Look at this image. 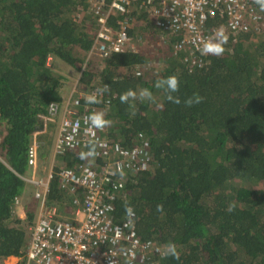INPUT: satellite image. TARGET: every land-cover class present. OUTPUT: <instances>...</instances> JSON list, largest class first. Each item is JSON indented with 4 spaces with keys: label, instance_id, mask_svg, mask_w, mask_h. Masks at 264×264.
I'll list each match as a JSON object with an SVG mask.
<instances>
[{
    "label": "trees",
    "instance_id": "obj_1",
    "mask_svg": "<svg viewBox=\"0 0 264 264\" xmlns=\"http://www.w3.org/2000/svg\"><path fill=\"white\" fill-rule=\"evenodd\" d=\"M129 12L132 44L96 55L97 16L89 0H0V258L14 255L10 264H24L31 228L46 206L73 213V194L57 174L38 215L36 195L25 202V217L14 212L27 184L28 147L44 126L40 115L52 101L64 102V64L86 88L92 81L108 86L92 104L112 121L103 136L131 146L143 133L150 142L149 168L129 174L115 202L116 221L130 205L140 239L149 242L133 264H264V31L228 32L223 55L195 51L198 61L191 63L186 50L175 48L180 35L154 27L142 1ZM115 18L108 17L113 26ZM90 56L100 65L93 68ZM170 75L180 78L174 94L180 104L154 87ZM143 88L155 102L137 99L135 109L121 103L126 90ZM194 94L202 102L186 107ZM40 137L44 153L48 135ZM82 152L58 157L71 167L94 162L81 159ZM169 242L178 246L179 260L162 255Z\"/></svg>",
    "mask_w": 264,
    "mask_h": 264
},
{
    "label": "built area",
    "instance_id": "obj_2",
    "mask_svg": "<svg viewBox=\"0 0 264 264\" xmlns=\"http://www.w3.org/2000/svg\"><path fill=\"white\" fill-rule=\"evenodd\" d=\"M140 1L151 10L149 15L154 27L163 33L180 35L175 48L186 50L192 57L191 63L198 61L194 57L201 42L221 27L226 33L264 31V11L254 0H89L97 16L92 52L107 55L132 44L128 26L133 15L129 11L137 8ZM110 14L115 15L116 26L108 20ZM217 16L220 17L214 20ZM101 88L96 81L88 88L76 82L62 107L52 101L48 113L40 115L42 119L58 123L55 155L75 149L88 152L93 144L96 155L87 157L94 162L82 161L74 167L64 164L58 170L52 167L48 180L24 177L36 185H46L45 192H35L37 197H45L49 179L56 174L61 187L73 194L72 219L62 216L55 204L40 212L31 228L24 264H133L138 253L143 255V248L149 246L136 230V213L116 221L114 211L115 202L121 196L119 191L129 174L149 168L150 142L139 133L140 141L124 146L118 140L103 136L106 128L93 129L95 136H92L85 120L96 108L92 104L84 105L83 100L93 93L99 98L102 93L97 90ZM40 155L41 141L33 137L27 151V162L33 169Z\"/></svg>",
    "mask_w": 264,
    "mask_h": 264
},
{
    "label": "clouds",
    "instance_id": "obj_3",
    "mask_svg": "<svg viewBox=\"0 0 264 264\" xmlns=\"http://www.w3.org/2000/svg\"><path fill=\"white\" fill-rule=\"evenodd\" d=\"M254 2L259 6L261 11H264V0H254ZM228 41H229V36L227 35L224 28L221 27L217 29L212 34V36H210L207 40L202 41L201 47L198 50L201 52V55L221 56L226 51L225 45L228 43ZM180 85H181L180 78L176 75H170L164 78L157 79L154 87L158 90L165 91L167 93V100L169 102L174 104H180L181 99L178 96L174 95L175 93L179 92ZM108 90H109L108 86L105 85L103 88L98 89L97 91L103 93V92H107ZM137 99H139L142 102L143 101L155 102V97L153 95V92L148 88H143L140 89L139 91L134 89H128L120 96L121 103L129 104V107L132 109H135L134 102ZM202 100L203 97H200L199 94H194L192 97L184 100L183 103L186 107H191L194 104L201 103ZM85 102L88 104H97L100 103V100L98 99L96 93H93L85 97ZM132 114L134 115L135 112L133 111ZM105 115L106 114L103 111H100V112H94L86 118L85 123L89 124L90 127L88 131L91 132L93 137L95 136V132L93 131V129H99L102 131L103 129L111 125L112 121L106 119ZM76 127H78V124L76 125ZM94 155H96V152H95V145L93 144V146L88 152L80 153V158L86 159L87 157ZM234 207H235L234 205H229L228 211H232ZM157 211L163 212L162 204L157 205ZM125 212L129 218L135 215L133 208L128 204H125ZM162 255L164 257L171 256L174 259L179 260L181 253L178 249V246L174 242H169L164 246Z\"/></svg>",
    "mask_w": 264,
    "mask_h": 264
},
{
    "label": "rangeland",
    "instance_id": "obj_4",
    "mask_svg": "<svg viewBox=\"0 0 264 264\" xmlns=\"http://www.w3.org/2000/svg\"><path fill=\"white\" fill-rule=\"evenodd\" d=\"M140 22L143 23L144 19L143 18L140 19ZM135 39H136V36L132 39V41H135ZM138 43L142 44L140 42H138ZM143 46L146 47V44H143ZM91 57H93V56H90V58ZM91 59H95V57L91 58ZM50 63L52 64V60L50 61ZM97 64L100 65V62L98 61V59H95L92 63V67L95 68L97 66ZM52 65H54V64H52ZM60 66H62V68H63V66L66 67V75L69 76L68 84H66L64 87L65 92H66L64 102H63V104H64L65 99L70 95L73 83L78 82V78H79L80 73L69 65L67 66V65L61 64ZM54 69H57V68H54ZM62 106L63 105H61V107ZM97 109L98 108L96 107V112H99V110H97ZM42 123L44 124L42 130H40L39 132H36V133H37L39 140L42 138V137H40V134H47L50 147L45 146L46 150L44 151V153H42L43 143L45 142V139L40 140L42 143V146H41V155H40V158L38 160L37 167H35L34 169L32 167L31 168L29 167L25 176L34 177L37 179L41 178V179L45 180L48 178L47 176H48L50 169L53 166L55 168L57 165L61 166L62 162H61L60 158L58 157V155H55L54 150H53L54 142H55V138H56V133H57V128H58V123L56 121L45 120V119H42ZM27 184L29 187V192L35 193L38 190L36 184H34L32 182H29ZM28 196H29V194L27 193L26 197L25 198L23 197L24 202H26V200H28ZM20 203L17 206L15 213L18 215L22 214L23 217H25L27 209L25 207V204H23L22 202H20ZM61 215L67 217V219H72L71 213L70 214L69 213L68 214L62 213ZM17 260H18L17 256L10 255L4 259L0 258V264H10V263L16 262Z\"/></svg>",
    "mask_w": 264,
    "mask_h": 264
},
{
    "label": "crops",
    "instance_id": "obj_5",
    "mask_svg": "<svg viewBox=\"0 0 264 264\" xmlns=\"http://www.w3.org/2000/svg\"><path fill=\"white\" fill-rule=\"evenodd\" d=\"M75 83H73V85H74ZM37 134H34V136L33 137H37L38 138V136H36ZM40 136H43V134H40ZM54 167V166H53ZM48 177V176H47ZM44 180V179H43ZM45 180H48V178L47 179H45ZM50 180V179H49ZM27 183H29V181L27 180ZM48 187H49V183H48ZM37 189L38 190H40L41 192H45V190H46V185H37ZM63 189V188H62ZM63 190H65V189H63ZM48 191V190H47ZM65 191H67V190H65ZM27 193L29 194V196H28V199H30V198H32V197H34L35 198V193H31V192H29V187H28V184H26V187H25V191H24V194L20 197V198H18L17 199V202H16V204H15V206H14V212H15V210H16V208H17V206L19 205V203L20 202H22L23 204H25V202L23 201V197L25 198L26 197V195H27ZM37 197V196H36ZM46 197V196H45ZM45 197H43V195L42 196H40V197H37V200H38V202H39V209L37 210V212H36V214L38 215L39 214V212H40V210L42 209V207H40V206H43L44 205V203H45V201H46V198ZM27 201V200H26ZM21 204V203H20ZM21 216H23L22 214H20Z\"/></svg>",
    "mask_w": 264,
    "mask_h": 264
}]
</instances>
